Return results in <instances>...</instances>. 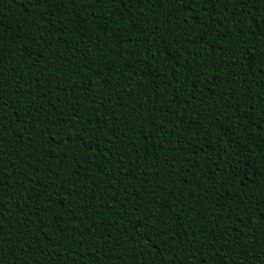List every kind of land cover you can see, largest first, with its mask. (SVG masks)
<instances>
[{"label":"trees","instance_id":"trees-1","mask_svg":"<svg viewBox=\"0 0 264 264\" xmlns=\"http://www.w3.org/2000/svg\"><path fill=\"white\" fill-rule=\"evenodd\" d=\"M0 264H264V0H0Z\"/></svg>","mask_w":264,"mask_h":264}]
</instances>
